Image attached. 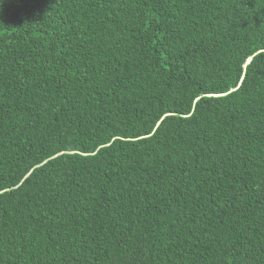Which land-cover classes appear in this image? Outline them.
<instances>
[{
    "label": "trees",
    "instance_id": "obj_1",
    "mask_svg": "<svg viewBox=\"0 0 264 264\" xmlns=\"http://www.w3.org/2000/svg\"><path fill=\"white\" fill-rule=\"evenodd\" d=\"M0 264H264V0H0Z\"/></svg>",
    "mask_w": 264,
    "mask_h": 264
}]
</instances>
